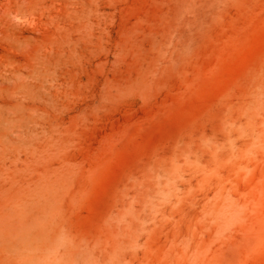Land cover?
Instances as JSON below:
<instances>
[{"label": "rangeland", "instance_id": "obj_1", "mask_svg": "<svg viewBox=\"0 0 264 264\" xmlns=\"http://www.w3.org/2000/svg\"><path fill=\"white\" fill-rule=\"evenodd\" d=\"M0 264H264V0H0Z\"/></svg>", "mask_w": 264, "mask_h": 264}, {"label": "bare ground", "instance_id": "obj_2", "mask_svg": "<svg viewBox=\"0 0 264 264\" xmlns=\"http://www.w3.org/2000/svg\"><path fill=\"white\" fill-rule=\"evenodd\" d=\"M7 131V124L0 122V136L2 137V139H6L8 133Z\"/></svg>", "mask_w": 264, "mask_h": 264}]
</instances>
